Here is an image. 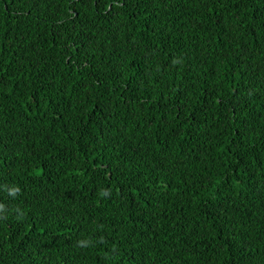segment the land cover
I'll return each mask as SVG.
<instances>
[{
    "label": "trees",
    "instance_id": "obj_1",
    "mask_svg": "<svg viewBox=\"0 0 264 264\" xmlns=\"http://www.w3.org/2000/svg\"><path fill=\"white\" fill-rule=\"evenodd\" d=\"M0 264H264V0H0Z\"/></svg>",
    "mask_w": 264,
    "mask_h": 264
}]
</instances>
